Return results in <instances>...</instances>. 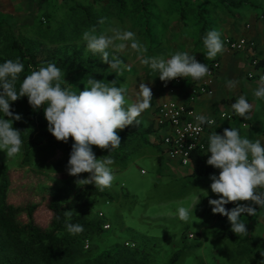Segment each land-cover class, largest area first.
I'll list each match as a JSON object with an SVG mask.
<instances>
[{"label":"rangeland","instance_id":"1","mask_svg":"<svg viewBox=\"0 0 264 264\" xmlns=\"http://www.w3.org/2000/svg\"><path fill=\"white\" fill-rule=\"evenodd\" d=\"M241 6L250 12L256 9L264 15V0H0V59L12 58L8 45L10 39L16 37L38 59L53 62L59 58L63 65H69L62 70V77L65 74L64 79L68 82L66 84L62 79V87H71L78 93L90 77L105 83L117 80V86L122 84L128 89L126 101L131 103L138 91L137 83L146 75L140 73L141 67L147 66L141 64L140 54L130 47L120 52L108 49L110 58L117 56L123 61L117 74L99 55L86 51L82 39L84 31L93 27L97 34L110 27L132 31L147 48L145 57H159L158 53L163 52L168 42H177L184 47L186 37H192L202 21L204 25L212 17L222 14L221 10L227 14ZM179 9L184 14L182 21ZM105 17V23L99 24L98 21ZM200 45L206 52L203 38ZM93 74L109 77V80L96 78ZM139 117L143 118V115ZM142 145L140 142L132 150L124 148L123 153L126 152L118 158L110 153L114 160L111 166L114 180L111 187L102 190L106 196L101 197L85 195L83 185L76 183L78 179H86L88 173L71 176L66 171L67 161H47L45 158L51 152L49 146L33 148L29 162L21 168L22 149L14 158H7L6 152L0 150V172L8 168L7 200L20 206L36 204L33 220L46 226L50 218L45 207L48 196L43 191L46 184L65 196L73 211L86 220L101 222V226L109 225L105 230L81 233L72 258L64 264H105L112 260L121 263L123 257L132 258L133 263L140 257V248L147 251L141 245L143 240L164 244V239L177 231L180 233L179 249L172 247L168 252L159 247L157 251H147V264H167L173 250L177 255L172 264H260L264 260L260 254L264 252L263 219H250L242 214L241 220L248 232L246 236L217 235L215 229L222 227L219 224L222 221L218 214L212 213L208 201L219 197L211 191L205 192L203 203L193 205L194 210L189 211L187 221L179 219L176 209L179 206L189 209L191 199L188 197L193 196L191 193L198 189L200 182L189 176L161 173L150 153L152 146ZM93 151L97 158L109 154L96 146ZM228 228L230 230L231 226Z\"/></svg>","mask_w":264,"mask_h":264},{"label":"clouds","instance_id":"2","mask_svg":"<svg viewBox=\"0 0 264 264\" xmlns=\"http://www.w3.org/2000/svg\"><path fill=\"white\" fill-rule=\"evenodd\" d=\"M106 20V17L101 18L98 23L103 25ZM82 39L86 51L99 55L102 62L117 74L123 61L117 56L110 58L108 49L120 52L130 47L140 54L141 64L158 72L163 82L185 77L200 80L210 75L208 66L186 51H176L168 59L163 56L145 57L143 54L147 48L136 39L135 33L118 27H110L100 34L93 27L83 32ZM203 44L208 58H214L224 50L221 32L217 30L208 31L203 37ZM23 70L24 64L19 57L0 63V113H3V118H0V150L6 152L7 158H14L21 151L22 132L13 127V121L21 120L22 116L11 110V102L26 96L34 110L43 106L47 131L57 141L68 143L69 138H72L66 171L71 176L89 174L86 179H78L76 183L94 184L100 190L111 187L114 160L110 153L121 145L117 130H123L133 123L140 124L137 118L151 107V88L142 81L135 98L128 103V89L122 84L117 86V80L105 83L104 80L90 77L84 89L77 93L71 87H62V79L68 83L64 79L65 74L62 77V70L49 62L27 75L17 90L16 82ZM227 83L231 90L238 81L229 80ZM254 95L264 100V77ZM251 107L243 95L231 105L234 112L244 119L249 118ZM195 120V127H189L197 134L201 131V125L213 123L204 115H196ZM93 146L107 150L109 154L97 158ZM209 153L207 165L219 170L218 175L211 174L209 177L211 192L219 197L209 199L211 211L226 216L234 234L246 236L248 232L245 222L240 219L241 215L246 213L255 216L256 206L264 208V143L259 139L241 137L237 129L230 127L225 128L222 134L214 131L208 136ZM230 202L246 203H236L235 207L227 209L225 205ZM176 211L179 219L188 220V208L179 206ZM64 215L70 219L72 211L67 210ZM66 228L74 235L84 231L78 223H66ZM260 254L264 257V252ZM260 264H264V260Z\"/></svg>","mask_w":264,"mask_h":264},{"label":"crops","instance_id":"3","mask_svg":"<svg viewBox=\"0 0 264 264\" xmlns=\"http://www.w3.org/2000/svg\"><path fill=\"white\" fill-rule=\"evenodd\" d=\"M221 13L222 14H219V16L212 17L213 19L209 20L206 24L204 23L202 29L200 25V28L196 30L195 34H192V37H186V47L185 45L184 47L179 45L177 42H168L163 52L161 54L158 53L159 56L168 59L170 58V54L175 53L176 51H186L189 54L194 55L200 63L206 65L210 60H217V69L214 74L213 82L210 85L212 91L211 94H200L193 100L188 101L187 89L198 80H194L191 77H185L179 85H175L172 80L163 82L159 79V73L151 70L149 66L141 67L142 71H140V73L142 74L145 72L146 75L144 76L142 74L143 78H140L139 83H137V85H139L143 81L151 88L153 93L151 107L141 113L143 118H137L140 120L139 129L141 131V138L144 137L146 139V141L142 143V147L147 148L148 146H152L150 153L153 154L154 163L157 166L156 169L158 168L157 170L161 171V173H172L177 177L182 175L189 176L200 182L198 183V189H195L196 191L191 193L193 196L188 197V200L191 199L189 203V211L194 210L193 205L204 202L205 198L203 196H205V192L209 193L211 191V180L209 177L211 174L218 175L219 170L212 167L213 169L208 174L194 175L192 174L191 162L188 165H180L177 161L169 160L161 155V145L159 144L157 128L154 121L155 107L159 102L173 99L178 103L188 104L197 115H204L207 118L213 119L214 122L208 129L209 132L216 131L217 133L222 134L225 128L232 127L239 131L241 137H248L253 140L259 139L264 143V133L262 131L264 128V100H261L254 95V91L260 86L261 80L246 77V73L248 72H253V74L257 73V70H254L250 65L251 58L255 55L264 58V15L261 11H257L256 9L250 12L244 6L237 7L236 9L229 11L227 14H224L221 10ZM210 27L212 28L210 29ZM210 30L220 31L221 40H223L224 37H243L252 40L254 46L241 51H230L223 45V52L218 53L214 58H208L206 55L207 51L205 52V50H202L203 45H200V40ZM194 42H196V44ZM229 80L238 81L234 89H229L227 83ZM169 86H174L171 94L167 92ZM137 90L138 89L136 88V91ZM241 95L245 96L252 106L248 113V119L240 117L231 108V105L235 103L237 98ZM222 113L230 115V118L221 117L220 115ZM128 149L132 150L129 146ZM153 149L156 151H152ZM139 155L142 156V153H139ZM206 161L207 160H204L205 163ZM205 179L208 180V182L205 181ZM207 183L209 185H207ZM263 213L264 208L260 207L257 209L255 216L244 215L250 217V219H263L264 221ZM212 216L213 214L208 216L206 221ZM219 217L223 219L220 220L222 223H219L222 227L217 230L215 229V231L218 232L217 235H220V231L222 230L230 231L228 227L231 226L227 217H221L220 215ZM242 217L243 216H241L240 219ZM210 223H212V220ZM216 226L219 227L218 224H216ZM232 234L234 237L236 236L234 233ZM167 236H169V234ZM214 238L215 236H212V239ZM141 245L147 251H157L159 250V247H163L162 250L168 252L172 247L178 250L180 245V233L177 231L174 235L166 237L164 239V244L159 241L148 239L146 242L143 240V244ZM168 245H171V247ZM176 250H173L171 255H177Z\"/></svg>","mask_w":264,"mask_h":264},{"label":"trees","instance_id":"4","mask_svg":"<svg viewBox=\"0 0 264 264\" xmlns=\"http://www.w3.org/2000/svg\"><path fill=\"white\" fill-rule=\"evenodd\" d=\"M48 0H39L44 2ZM184 18L183 11L179 9V19L182 21ZM202 19L201 17H199ZM2 23L0 20V29ZM203 28V21L201 23V29ZM9 51L12 53L10 60H16L19 57L20 61L24 64V70L19 74V79L16 82L17 90L20 87L23 79L29 75L32 71L37 70L41 66H46L51 62L56 64L61 70L68 66L61 63L59 58H56L53 62L49 59H38L37 56L23 46L20 40L16 37L10 39L8 45ZM8 60V59H6ZM6 60L0 59V63ZM72 66V65H70ZM96 78H104L109 80V77H104L98 74H93ZM11 110L15 114H20L22 119L19 121H13V127L19 129L22 140V158L19 163V167H23L29 162L30 152L33 148L41 146H49L50 154L45 158L50 162H62L68 161L71 145L73 143L70 137L68 143L57 141L47 131V121L44 117L43 108L33 109L29 103L27 97H21L15 102H11ZM0 118H3V113H0ZM7 118V117H6ZM118 135L121 138V145L113 149L111 154L118 158L123 156V149L131 146V148L138 143H144L146 139L141 138V131L139 125L133 123V125L124 128L123 130H117ZM123 153V155L121 154ZM204 155L194 151L191 154L192 174L205 175L208 174L213 168L204 162ZM43 184V183H40ZM43 191H46L48 199L45 202V207L50 212V218L46 226H40L34 222L32 213L36 207L34 203H27L24 206L13 204L7 200V193L9 187L8 168L0 172V263L2 264H64V261L72 258L73 249L78 245L79 234H71L66 228V223L80 224L83 226L84 233H91L97 230H105L101 226V222H94L92 220H86L75 211H73L71 204L67 201V198L58 192H55L54 188L44 184ZM83 193L88 196L101 197L106 196L104 191L95 186L87 184L83 185ZM227 209H231V205L226 204ZM257 209L260 207L256 206ZM67 210L72 211V216L69 219L64 215ZM220 215V214H218ZM245 215H248L245 213ZM24 216V219L22 218ZM226 217V216H223ZM223 219V218H221ZM220 235H227L233 238V234L230 231L222 230ZM128 246V245H126ZM264 250V246L262 245ZM140 248V257L138 260L131 263L132 258L123 257L121 263H116V260H112L110 263L105 264H147V251H143ZM108 256V253H104ZM176 258L175 254H172L167 260V264H172Z\"/></svg>","mask_w":264,"mask_h":264},{"label":"built area","instance_id":"5","mask_svg":"<svg viewBox=\"0 0 264 264\" xmlns=\"http://www.w3.org/2000/svg\"><path fill=\"white\" fill-rule=\"evenodd\" d=\"M222 42L224 47L230 51H241L254 46L252 40L243 37H224ZM217 65V60L213 59L209 61L207 66L210 70V75L194 82L187 89L188 101L193 100L200 94H211L212 91L210 85L213 82ZM250 65L254 70H257V73L253 74V72H248L246 73V77L261 80V78L264 77V58L255 55L251 58ZM182 79L183 78H176L172 81L175 85H179L182 82ZM173 87L174 86L168 87L167 92L169 94L173 92ZM196 115L197 114L188 106V104L178 103L173 99L163 100L156 105L154 121L157 128L159 144L161 145V155L169 160L177 161L180 165L190 164L191 154L194 151L203 154L205 157L204 160H207L208 155H210V153L208 154V136L212 133L209 132L208 129L213 123L211 125H201V131L197 134L189 127V125L193 126V128L195 127L197 123L195 120ZM220 116L230 118V115L228 114L222 113ZM208 119L213 121L211 118ZM262 131L264 133V128ZM142 172L143 171L140 170V173ZM260 190L261 189H258V191ZM236 203L230 202L228 204L233 208L236 206ZM220 216L223 217L222 215ZM102 228H109V225L105 223L102 225ZM188 236L190 237L191 234Z\"/></svg>","mask_w":264,"mask_h":264}]
</instances>
